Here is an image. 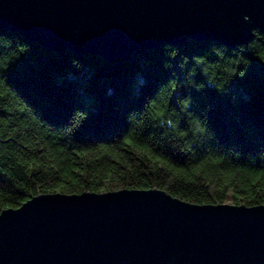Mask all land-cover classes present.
Wrapping results in <instances>:
<instances>
[{"label":"trees","instance_id":"trees-1","mask_svg":"<svg viewBox=\"0 0 264 264\" xmlns=\"http://www.w3.org/2000/svg\"><path fill=\"white\" fill-rule=\"evenodd\" d=\"M264 35L108 62L0 27V212L33 196L159 189L264 206Z\"/></svg>","mask_w":264,"mask_h":264},{"label":"water","instance_id":"water-1","mask_svg":"<svg viewBox=\"0 0 264 264\" xmlns=\"http://www.w3.org/2000/svg\"><path fill=\"white\" fill-rule=\"evenodd\" d=\"M0 27L60 55L125 61L187 40L247 45L264 35V0H0ZM0 264H264V206L159 189L39 194L0 212Z\"/></svg>","mask_w":264,"mask_h":264}]
</instances>
